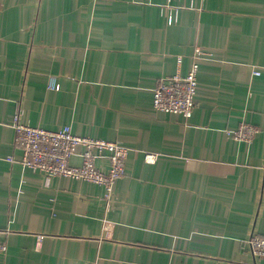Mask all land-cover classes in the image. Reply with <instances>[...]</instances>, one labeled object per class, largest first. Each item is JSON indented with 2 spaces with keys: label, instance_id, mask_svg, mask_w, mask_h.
<instances>
[{
  "label": "crops",
  "instance_id": "0c3cea01",
  "mask_svg": "<svg viewBox=\"0 0 264 264\" xmlns=\"http://www.w3.org/2000/svg\"><path fill=\"white\" fill-rule=\"evenodd\" d=\"M197 46L191 116L154 108ZM16 114L125 145L109 200L24 165ZM241 122L251 141L226 134ZM0 231V264H264L247 242L264 235V0H0Z\"/></svg>",
  "mask_w": 264,
  "mask_h": 264
},
{
  "label": "built area",
  "instance_id": "2783aa9c",
  "mask_svg": "<svg viewBox=\"0 0 264 264\" xmlns=\"http://www.w3.org/2000/svg\"><path fill=\"white\" fill-rule=\"evenodd\" d=\"M204 51L195 47L191 55L189 70L182 75L161 77L152 90V105L166 112L179 113L185 118L191 116L197 90L199 59ZM177 62H181V56ZM260 69H254L253 74H260ZM54 88L57 84L52 85ZM15 142L21 148L22 163L33 170H39L51 177L61 175L77 180H84L105 188L106 199L109 200L115 181L125 173V162L128 148L118 141L79 135L66 124L58 129H45L20 121L14 115ZM258 132V127L248 122H241L235 129H227L226 134L236 140L251 141ZM81 147V162L72 164L70 159ZM106 153L109 165L107 169L96 165L98 155ZM146 161H153L155 153L146 152ZM248 246L256 257L264 258V235L252 233ZM5 250L0 231V251ZM149 264V263H136Z\"/></svg>",
  "mask_w": 264,
  "mask_h": 264
}]
</instances>
